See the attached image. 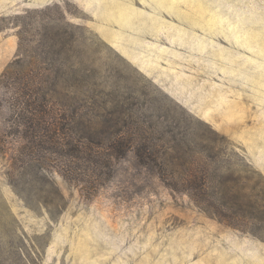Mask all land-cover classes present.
<instances>
[{
    "label": "rangeland",
    "instance_id": "obj_1",
    "mask_svg": "<svg viewBox=\"0 0 264 264\" xmlns=\"http://www.w3.org/2000/svg\"><path fill=\"white\" fill-rule=\"evenodd\" d=\"M54 3L75 41L47 49L58 14L32 12L20 57L51 66L58 99L131 104L179 132L175 147H233L264 176V0H0V75L17 56L16 15ZM7 116L0 106V132ZM1 141L0 264H264L263 218L234 228L208 215L133 148L88 196L43 172L18 192L8 171L20 141Z\"/></svg>",
    "mask_w": 264,
    "mask_h": 264
},
{
    "label": "trees",
    "instance_id": "obj_2",
    "mask_svg": "<svg viewBox=\"0 0 264 264\" xmlns=\"http://www.w3.org/2000/svg\"><path fill=\"white\" fill-rule=\"evenodd\" d=\"M53 10L58 18L54 36L43 38L47 49L55 53L73 44L75 40L64 35L66 28L61 27L69 23L59 4L25 9L14 23L19 38L17 56L0 75V106L8 115L0 133L20 141L8 171L14 189L21 192L19 182L25 186L31 173H57L92 196L113 176L114 162L133 148L138 160L166 187L186 194L208 215L234 228L264 219V176L233 147H175L167 141L178 143L179 132L169 125L159 128L160 121L136 117L131 104L118 101L106 106L89 93L58 99L51 66L38 67L37 60L23 66V27L31 23L27 20L32 12L42 16ZM37 47H33L35 52ZM5 145L0 142V147ZM45 182L60 198L52 178L47 176Z\"/></svg>",
    "mask_w": 264,
    "mask_h": 264
}]
</instances>
